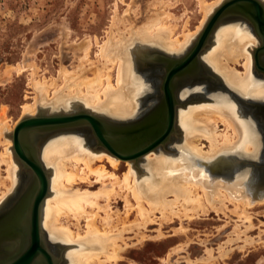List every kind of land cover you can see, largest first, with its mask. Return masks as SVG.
I'll list each match as a JSON object with an SVG mask.
<instances>
[{"label":"bare ground","instance_id":"bare-ground-1","mask_svg":"<svg viewBox=\"0 0 264 264\" xmlns=\"http://www.w3.org/2000/svg\"><path fill=\"white\" fill-rule=\"evenodd\" d=\"M223 2L224 0L210 3L199 0L203 20L195 32L188 30L186 23L183 39L176 36L177 25L170 22L175 17L166 7L137 33L129 32L127 35H117L114 31L117 20L115 16L108 31V39L102 44L96 40L99 64L90 59V42L83 50L78 49L82 51V55L77 68L70 70L62 67L59 71L62 79L60 84L57 80L46 77L36 79L38 72L33 64L31 85L35 95L32 104L23 105V115L34 116L42 103L41 99L46 100L52 92L54 98L49 101L50 106L67 108L84 104L115 120L134 118L139 110V95L144 85L134 71L132 55L137 50L136 43L141 42L142 47H158L171 54L183 52ZM214 38V43H209L210 46L207 45L201 53L205 67L216 79L222 80L241 96L264 97V85L256 83L254 78L253 53L256 49H249L250 44L255 41L252 35L236 26L227 25L220 28ZM241 59L245 61L243 73L231 67ZM87 66L93 77L87 75ZM115 68L116 80L113 82L112 72ZM188 89L180 93L181 100L189 96ZM199 91L201 92L200 89ZM214 98L210 102L190 104L177 109L174 128H179L183 133L180 153L172 157L162 152L157 153L156 148L143 156L145 165L142 171L135 168V163L142 157L124 161L104 148L96 152L84 140L75 136L57 137L45 143L40 151V161L47 174L48 193L42 207L41 228L43 235L46 234L51 241L68 248L66 264H119L122 252L129 246L125 238L128 231L135 229L138 244H143L149 238H164V223H175L174 220L178 219L181 225L174 230L173 235L177 237L188 234L184 220L193 221L211 211H215L220 219L221 215L229 219L232 215L238 218L228 241L217 250L219 257L227 258L232 253L231 244L235 241L244 240L246 244L256 242L249 234L255 228L250 210L264 205V200H259L260 190L252 186L253 182L248 178L249 183L246 185L250 195L247 191L246 193L242 179L232 180L228 169H224L223 162L216 157L235 149H243L250 156H258L259 146L253 140L256 136L251 137L249 127L232 99L228 96ZM6 122L0 116L1 136L4 139L0 143L5 147L0 153V162L7 165L6 179L9 181V185H4L5 191L0 192V204L14 191L18 181V168L12 157L13 139H6L3 132L9 126ZM220 124L225 127L223 133L218 132ZM30 138L34 142L33 136ZM202 140L209 143L207 151L198 144ZM113 147L118 151L131 152L128 145L123 143H116ZM214 158L216 159L212 160ZM121 161L127 166V171L122 176L118 175ZM204 162L209 165L210 170L200 165ZM97 184L100 185L97 191L83 189V186L92 187ZM119 199L124 201L123 217L119 210L114 211L113 208V204H118ZM133 213L136 214L135 219L130 221ZM71 221L77 226L76 229L72 228ZM154 221L159 222L160 228L153 237L147 231ZM186 247L175 249L174 254L185 251ZM243 249L245 248L242 247L241 250ZM205 251L206 258L195 262L189 259L188 263H210L216 258L212 248L207 247Z\"/></svg>","mask_w":264,"mask_h":264},{"label":"rangeland","instance_id":"rangeland-1","mask_svg":"<svg viewBox=\"0 0 264 264\" xmlns=\"http://www.w3.org/2000/svg\"><path fill=\"white\" fill-rule=\"evenodd\" d=\"M205 1L210 3L215 0ZM226 1L228 0H224L222 5ZM259 1L264 3V0ZM165 7L175 17L170 22L177 25L176 36L180 39H183L182 34L186 23L187 29L195 32L203 20V12L200 8L199 0H0V110L2 109L0 116L7 120L6 124L9 125L7 127L10 128L3 130L5 138L11 141L16 125L23 118L31 116L23 115V105L26 103L32 104V98L35 95L31 85L33 64L38 72L36 79L46 77L47 79H55L60 84L62 79L59 76V71L62 67L70 70L77 68L81 63L80 56L82 55V51H78V49L83 50L86 48L88 42L91 43L90 59L99 64L96 40L98 39L102 44L108 39V31H110L115 16H117V20L114 31L117 35H127L129 32L137 33L142 26L149 23ZM211 17L208 18L204 26L196 34L197 36L194 37L193 43L191 42L183 52L171 54L158 47L144 46V44V47H142L140 45L142 44L141 42L140 44L139 42L136 43L137 45L134 44L137 50L134 51L135 54L133 53L132 57L134 58L132 60L134 67L138 69L137 71L134 68V71L136 77L144 82L139 95V110H137V115L134 118L122 121L115 120L93 111L92 108H87L84 104L71 105L67 108L50 106L49 101L54 98L52 92L51 96L46 97V100L41 99L42 103H48L44 105L40 103V107L34 116L45 113L47 115L76 114L81 111H87L114 124L137 125L147 119L162 101L163 79L167 72L165 58L178 60L185 57L199 39ZM227 25L236 26L252 35L255 41L249 46V49L252 48L251 51L261 46V41L256 35L252 24L241 17H232L223 21L216 28L214 34ZM215 40L213 35L210 39V44L214 43ZM200 61L204 66H200V70L194 77L191 76L189 79L181 80L177 78L175 80L176 85L178 84L175 89L179 104L177 109L190 104L210 102V100H215L214 97L222 99L228 96L232 99V103L236 105L238 113L241 112L239 113L241 118L249 127L251 137L254 138L256 136L253 140L259 146L257 150L258 156H250L243 149H235L222 153L216 158L223 162L224 169H228V174L232 175V180L242 179L241 181L246 187L245 192L247 191L249 194L248 185L246 184L252 181V186L260 190L261 198L259 200H264V97L241 96L233 89L231 90L222 80L216 79L217 77L207 67L205 68L206 65L202 61L201 55ZM244 62L241 59L239 63H234L231 67L243 73ZM88 68L89 66L86 68L87 75L93 77ZM254 76L256 83L264 85V74L256 69L255 63ZM115 78L116 68L112 72L113 82H115ZM186 89L189 90V96L181 100L179 95ZM224 129V125L220 124L218 132L223 133ZM66 136H75L84 140L89 145V148L96 152L103 150L92 131L83 128L58 133L42 141L39 140V156L41 148L47 141ZM182 138V131L176 128L166 143L159 146L156 152L159 154L162 152L172 157L177 156L180 153V147H183ZM1 139L4 140L0 129ZM198 144H201L205 151L209 149V143L206 140H202ZM2 146L0 143V153L5 149ZM12 152V157L18 168V181L14 191L1 202L0 217L14 205L32 180V174L22 167L15 151L13 150ZM151 156L154 157V155ZM144 165L145 161L144 157H142L135 163V168L142 171ZM200 165L210 170L209 165L205 164V162ZM6 167L5 163L0 162V192L5 191L4 185H9V181L6 179ZM108 168L111 169L109 166ZM126 171L127 166L124 161H121L118 175L122 176ZM99 188V184L92 187L83 186V189L91 191H97ZM113 208L114 211L119 210L122 216L124 213V201L119 199L118 204H113ZM230 208L233 209V206H230ZM250 212L254 218L255 228L249 234L252 238H255L256 242L253 244H246L244 240L233 242L231 244L232 253L228 254L227 258L219 257L218 249L228 241L229 235L232 234L233 228H235L234 223L238 218L232 215V218L229 219L221 215L220 219V216H217L215 211H211L208 215L199 216L193 221L184 220V226L187 228L188 234L173 236L175 234L174 230L181 225L180 221L175 219V223H164L162 227L165 234L164 238L159 240L149 238L143 244H138L133 227V231H128L125 234L129 246L122 252V260L119 261V264H189V259L195 262L197 259L206 258L205 250L207 247L214 250L216 258L210 263L199 262L194 264H264V205L256 206ZM135 216L136 214L133 213L130 221L134 220ZM70 223L73 229L77 228L76 225H73V221ZM82 225H84L83 222ZM149 226L148 235L156 236L158 233L155 231L160 228L159 222L154 221ZM44 235L52 254L60 260V264H66V251L68 248L59 242L51 241L46 234ZM187 243L190 244L186 247ZM182 247H186L185 251H180L178 254L175 252L174 254L175 249ZM242 247L245 249L241 250ZM169 254H171L170 258L168 257Z\"/></svg>","mask_w":264,"mask_h":264},{"label":"water","instance_id":"water-1","mask_svg":"<svg viewBox=\"0 0 264 264\" xmlns=\"http://www.w3.org/2000/svg\"><path fill=\"white\" fill-rule=\"evenodd\" d=\"M232 17H241L252 24L261 41V46L254 52L255 66L264 74V3L259 0H228L212 15L185 57L178 60L165 58L167 72L163 79L162 101L147 119L137 125L114 124L87 111L28 116L16 125L12 134L14 151L22 167L32 174V180L14 205L0 217V264H60L50 251L41 228V212L48 184L38 154L39 140L62 132L89 129L102 148L124 161L131 158L138 160L165 144L175 132L179 105L175 80L196 75L204 66L200 55L210 43L216 28ZM30 136L35 139L34 142H31ZM116 143L128 145L132 153L118 151L113 147Z\"/></svg>","mask_w":264,"mask_h":264},{"label":"flooded vegetation","instance_id":"flooded-vegetation-1","mask_svg":"<svg viewBox=\"0 0 264 264\" xmlns=\"http://www.w3.org/2000/svg\"><path fill=\"white\" fill-rule=\"evenodd\" d=\"M263 58H264V57H263ZM263 58H262V61H263ZM262 63H264V61H263Z\"/></svg>","mask_w":264,"mask_h":264}]
</instances>
